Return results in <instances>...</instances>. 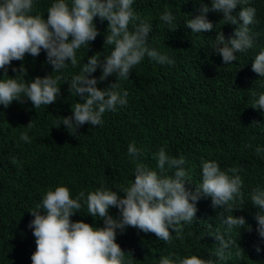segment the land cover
Here are the masks:
<instances>
[{
	"label": "trees",
	"instance_id": "trees-1",
	"mask_svg": "<svg viewBox=\"0 0 264 264\" xmlns=\"http://www.w3.org/2000/svg\"><path fill=\"white\" fill-rule=\"evenodd\" d=\"M54 2L34 0L32 15L39 14L46 20L47 9ZM202 3L211 7V0ZM245 6L256 9L255 22L249 26L253 47L224 65L215 52L214 39L220 31L227 39L236 26L226 24L222 13H207L213 31L194 33L185 24L200 14V0H134L133 10L151 25L149 47L168 55L174 63L161 65L146 56L131 70L129 79L118 81L119 90L128 92L127 105L117 106L115 112L106 111L102 126L85 124L76 135L62 125V117L72 115L74 104L82 102L70 93L67 82L73 75L82 74L90 56L102 53L103 59L113 50L112 46H104L108 22L94 18L100 35L88 49L82 46L76 51L75 67L66 61L67 68L53 72L44 50L37 57L25 54L23 61H12L7 72L10 78L16 76L11 68L23 63L26 80L52 72L54 78L62 79L58 81L61 94L54 104L34 108L26 100L23 104L13 101L7 108L0 105V264H32L36 244L27 227L34 218L29 211L36 208L48 190L65 186L73 199L80 191L87 194L101 185L119 191L134 181L138 162L159 172L154 157L161 148L170 157L185 158L184 167L191 178L186 187L193 191L201 182L202 160L217 162L222 171L238 169L244 200L233 204L240 209L224 213L223 208L211 206V198L200 199L196 218L191 224L181 225V238L176 239L169 230L173 235L170 242L132 227L123 233L117 230L116 243L126 253L133 252V258L125 257L126 264H159L163 256L176 261L191 255L215 258L218 245L214 236L218 229L226 238L236 240L237 245L227 250L231 258L217 260V264H264V238L256 231L258 209L250 199L252 189L264 188V109L251 108L252 92L257 93L256 99L264 93V78L251 69L255 56L264 49V0H248L233 15ZM165 8L175 17V30L159 19ZM100 75V69L92 74L98 80ZM8 77L0 69V80ZM116 79L115 74L109 76L97 87L104 90ZM30 122L33 126L27 128ZM25 132L30 143L20 139ZM133 142L143 150L139 157L128 154ZM257 147L261 149L259 154ZM174 171L169 169L166 174L174 175ZM119 195L123 198L122 193ZM231 214L244 217L251 230L245 226L227 233L220 219ZM109 215L118 217V210L111 207ZM70 219L103 226V220L90 216L83 202L79 213ZM257 247L261 249L259 253Z\"/></svg>",
	"mask_w": 264,
	"mask_h": 264
},
{
	"label": "clouds",
	"instance_id": "clouds-1",
	"mask_svg": "<svg viewBox=\"0 0 264 264\" xmlns=\"http://www.w3.org/2000/svg\"><path fill=\"white\" fill-rule=\"evenodd\" d=\"M134 0H56L47 9V19L39 14L32 15L34 0H0V69L7 76L12 61H23L25 54L39 56L41 50L46 53V61L52 66L53 72L60 73L69 63L75 67L78 63L76 51L82 46L89 48L98 32L94 18L108 22L104 46L113 50L109 55L96 53L83 64L82 74L73 75L68 83L70 93H74L82 102H77L71 108L72 115L62 117V125L66 130H72L76 135L85 124L93 127L102 126L105 112H115L117 106H126L128 92L119 90L118 81L129 79L131 70L139 65L147 56L149 59L163 65L173 64L174 60L162 54L155 47H149L148 38L151 25L140 19L133 10ZM201 2L200 14L189 19L185 26L194 33L213 31L214 25L207 19L210 11L223 14L226 24L235 25L233 34L225 38L222 31L218 32L215 41V52L222 57L223 64H230L237 59L238 53L253 47V37L249 26L255 20L256 9L251 6L240 7L248 0H211V7ZM159 19L166 22L173 30L175 17L165 8ZM242 22V23H240ZM132 26L131 28L129 26ZM71 38V39H70ZM101 70L99 80L92 76ZM251 69L260 78H264V49L255 56ZM15 78L0 80V105L7 108L13 101L21 104L30 101L34 108L48 106L56 102L61 94L58 81L62 76L49 75L26 80V69L21 63L19 68L12 67ZM116 75L115 83L101 90L98 83L109 76ZM91 77V78H90ZM253 109H264V93L255 97L252 92ZM256 124V122H253ZM32 122L27 125L31 128ZM20 139L30 143L27 133H21ZM142 149L133 142L128 146V154L139 157ZM257 154L261 152L256 148ZM157 160L158 171L151 170L143 163H137L134 171V181L119 191L106 189L103 185L94 191H80L75 199L71 198L69 188L65 186L48 190L37 204L29 211L34 217L27 227L35 237L36 250L31 255L32 264H126L125 257H132L116 243L117 230L121 233L127 228H136L144 233H153L159 240L170 242L173 235L181 238V225L191 224L198 211L196 204L202 198H211V206L223 208L224 213L233 212L235 202L243 203V182L237 175L238 169L229 168L222 171L215 161H201V182L195 190L186 187L191 182L185 170L186 160L170 157L164 148L159 149L154 157ZM15 160L13 159V163ZM167 165V169H166ZM169 169H174V175H167ZM231 173L232 175H229ZM123 194V198L119 195ZM251 204L257 207L255 215L256 231L264 238V188H254L250 193ZM83 205L94 219H102V227H94L83 221L73 222L70 217L79 213ZM118 210V217L109 215V209ZM43 210L44 214H41ZM226 226V232L234 228L245 227L244 217H234L232 214L220 219ZM250 229V226H247ZM217 243L215 258H200L196 255L187 256L178 261L169 256H163L159 264H217L231 258V247L236 246V240L226 238L218 229L214 236ZM257 247V253L260 252Z\"/></svg>",
	"mask_w": 264,
	"mask_h": 264
}]
</instances>
